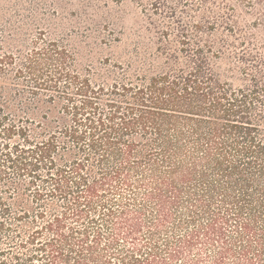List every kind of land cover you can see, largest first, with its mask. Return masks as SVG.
Wrapping results in <instances>:
<instances>
[{
  "label": "trees",
  "instance_id": "16d2710c",
  "mask_svg": "<svg viewBox=\"0 0 264 264\" xmlns=\"http://www.w3.org/2000/svg\"><path fill=\"white\" fill-rule=\"evenodd\" d=\"M137 1L121 72L0 40V264H264V0Z\"/></svg>",
  "mask_w": 264,
  "mask_h": 264
},
{
  "label": "rangeland",
  "instance_id": "374dc122",
  "mask_svg": "<svg viewBox=\"0 0 264 264\" xmlns=\"http://www.w3.org/2000/svg\"><path fill=\"white\" fill-rule=\"evenodd\" d=\"M143 10L137 0H0V40L19 33L26 53L38 37L56 40L76 54L82 67L121 72L113 65L122 67L127 41L122 26L133 33L147 25L148 13ZM5 21L11 24L6 30Z\"/></svg>",
  "mask_w": 264,
  "mask_h": 264
}]
</instances>
